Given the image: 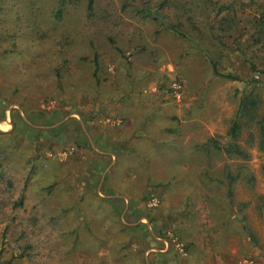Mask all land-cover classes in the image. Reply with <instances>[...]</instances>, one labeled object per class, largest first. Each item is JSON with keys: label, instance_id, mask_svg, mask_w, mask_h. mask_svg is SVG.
Instances as JSON below:
<instances>
[{"label": "rangeland", "instance_id": "rangeland-1", "mask_svg": "<svg viewBox=\"0 0 264 264\" xmlns=\"http://www.w3.org/2000/svg\"><path fill=\"white\" fill-rule=\"evenodd\" d=\"M228 2L233 9L219 13L216 7ZM254 2L0 0V48L18 43L0 66V94H27L35 111L58 108L61 113L71 106L64 95H73L98 130L114 128L120 135L119 128L139 127V137L150 135L158 143L154 176L137 178L135 193L145 192L140 202L145 212L137 208V220L127 226L124 206L120 213L108 203L97 208L67 191L80 188L72 185L81 179L71 171L79 174L94 159L93 148L79 138L75 143L76 135L72 142L34 130L29 135L22 123L10 135L0 134V264H137L143 251L146 258L157 247L151 238L140 245L137 236L129 240L131 232L141 235L129 227L139 223L144 234L156 235L155 221L149 219L153 209H166L165 216L176 212L167 218L173 240L165 239L163 251L172 247L183 254L187 236L205 231L217 240L216 232H228L222 247L237 249V255L245 254L241 258L257 260L264 254V149L258 124L264 114V42L250 33L251 20L262 15ZM230 12L235 21L230 25L224 19L227 29L221 30V19ZM208 23L216 29L214 38L205 36ZM172 24L181 34L170 30ZM199 34L205 46L199 45ZM210 57L222 72L240 79L215 75ZM95 58L100 82L94 77ZM251 81L261 102L253 119L243 121L238 140L250 156L204 150L202 144L211 137L226 141ZM96 96L103 100L95 102ZM5 106L0 130L10 132L12 107ZM74 112L67 117H76L80 125L82 115ZM20 114L26 121L27 114ZM77 157L80 163L73 162ZM121 179L111 177V182L124 191L128 179Z\"/></svg>", "mask_w": 264, "mask_h": 264}, {"label": "crops", "instance_id": "crops-1", "mask_svg": "<svg viewBox=\"0 0 264 264\" xmlns=\"http://www.w3.org/2000/svg\"><path fill=\"white\" fill-rule=\"evenodd\" d=\"M24 96L27 97V94ZM27 100L32 101L31 97H27ZM6 101L9 102L6 103ZM13 101L14 100L11 98V95L6 96L4 94H0V107L2 108L1 112H5V110L7 109V106H5V104H7L9 108L12 107V110L13 108H17L19 112L23 111L26 114L27 111H25V109L20 105V103ZM72 108L73 106L71 105L69 109ZM27 110L31 114L32 111H35L32 107L27 108ZM74 111L75 110H73V112H71L69 116H74V114L76 113ZM83 114L86 116L87 120L85 121L82 117V119L80 120V125L84 134H86L88 140L91 143V148H93L92 152L94 154V159L90 158L91 160L89 159L88 162L90 165H88L86 169L82 166L83 168L81 167V172H79V174L75 172V170L71 171L72 176L78 175L79 179H81L80 182H77L76 184L72 185L74 187L79 186L80 188H69V190L67 191L77 192V196H79L78 198H80V202L87 201L88 203H95L97 204L95 205V207L97 208L102 203H108V206L111 208V210L123 208L124 206L125 209L123 211V215L125 214V212H127L125 215L127 226L131 225V221L137 220H133L135 215L136 218L138 217V214L136 212L137 208H140V212H145L143 210L145 209V206H142L143 204H140L141 200L145 196V192L142 190L140 195L135 193L137 191V178L140 177L141 180H148L149 178H152L154 176L152 173V163L155 158L153 153V147H156L158 143L153 138L148 139L150 135L148 137H139V130L141 129L139 127L124 126L122 129L119 128L118 130L119 132H121V134H117L118 137L116 135V129L114 128H110L108 131H100L97 129L98 127L94 123H91V120L88 119L87 115L85 113ZM25 118L27 123H29L30 125L37 128H45L43 133H49V136H61L60 138H63L66 141L71 139L74 135H78L81 129L80 126L75 123L77 122L75 119L76 117H66L63 120L52 125L34 124L27 118V115H25ZM5 120L6 117L1 120V122H4ZM107 121L111 122L110 119H108ZM64 122H69V124H67L65 128L59 130V133H50L47 131L48 129L59 128ZM14 127L15 125L12 129H14ZM75 127L78 128L76 131L74 130ZM31 130V128L27 129V131H30L29 135L32 134ZM148 130L149 132H152L150 127H148ZM144 134H148V131L144 132ZM56 145L61 146L58 142H56ZM95 145L97 148H95ZM64 146L66 145L64 144ZM50 147H52V144ZM50 147L48 149H50ZM53 154L54 152L51 153V155ZM78 158L79 157H77V159L74 158L73 162L80 163L81 161ZM111 177H121L123 179L127 178L128 180H125L126 189L122 191L123 189L121 187H114L111 182ZM123 179H121V181H123ZM70 184L71 181L65 183V186L69 187ZM112 198H119L123 202L125 200V204H121V202L117 201L106 200ZM155 210L157 212H154ZM165 210L166 209H164L163 211ZM159 212L160 210L153 209L154 215L150 213L149 219H154V225L157 227L158 230L163 231L162 236H158L157 233L156 235H153L151 233L144 234L143 231H145V229L143 225L139 223H135L134 225L137 226V229H134L133 225L132 228L129 227L130 229H134L135 231L139 230V232L141 233V235L132 232L131 234L129 233V240L135 241L134 237L137 236L135 243L140 245L142 244V242H145L147 239L151 238L152 242H155V247H157H151V244H149L150 247L153 249V255H146L145 258L143 251L141 259H138L137 264H240V261L242 259L241 256L243 257L245 254L239 256V254L237 255V249L231 250L230 248V252H228L226 248L222 247V242L228 238V236H225L228 234V232L227 234L224 232H216V237L219 238L217 240L213 235H211L212 232L206 233L204 231L203 233V231H201L200 234H191L189 237L187 236L189 244L187 242L185 244V253L180 254L179 252H176V250H172V247L168 251H163V244L166 245L167 242L165 239L169 240L170 242H172L173 240L168 236V233L170 232L168 227H170L171 224L169 223V225H167L166 221L168 220L167 218L169 216H171V218H173L174 215L176 216V212L171 213L169 211L167 213V216H165L166 213ZM143 215H141V217ZM182 215L183 213H181L179 217H183ZM122 221H124L123 218ZM198 240L200 243L198 242ZM137 250H139V248H137ZM258 256L259 257L257 258V260L256 258H253L254 264H264V254Z\"/></svg>", "mask_w": 264, "mask_h": 264}, {"label": "trees", "instance_id": "trees-1", "mask_svg": "<svg viewBox=\"0 0 264 264\" xmlns=\"http://www.w3.org/2000/svg\"><path fill=\"white\" fill-rule=\"evenodd\" d=\"M208 2H210L211 4L215 5L217 0H207ZM254 3H257L259 5L260 8H262V15L259 18H256L254 20H251L252 23L255 25L253 28V32H251V36L252 38L256 39L257 41L260 42H264V0H254ZM66 2V0H61V4L64 5ZM229 4L225 5V4H221L220 6L216 7L218 8V12L222 13L224 10H229L231 11L233 9V2H228ZM193 7L197 8L195 5H193ZM150 8V7H148ZM63 8H59L56 11V15L59 18H62L63 16ZM157 13V12H156ZM233 12H230L229 14L224 15L221 19V23L217 24V27L220 28L221 30H226L227 28L225 27V25L223 24L224 19L229 22L230 25H232L235 21V16L232 15ZM160 15V14H158ZM209 30L208 32L205 34V36H209L210 35L214 38V35L216 33V29H213V25L209 24ZM170 30L174 33H177V35L181 34V30L179 28L178 25L172 24ZM10 33V32H7ZM13 36V35H12ZM182 36H186V34H182ZM202 34L197 35L196 37L199 39V45L202 47V44L204 42V38ZM203 46H205L203 44ZM264 46V44H263ZM16 47H18V43L16 41H12L10 46H3L2 48H0V66H2L3 62H5V58L7 56V54L10 51H13ZM209 48L206 47L205 51H208ZM210 61L212 63V68L214 71V74L219 76V77H224V78H228V79H233V80H238L240 78H238V76L232 74V73H224L220 70V66H219V62L214 59V57H210ZM100 68L101 65L99 64L97 58H95V68H94V77L96 79V82L99 81L100 82ZM102 82V81H101ZM248 87L245 91H243L242 96L240 98V102L238 105V109L236 112L235 117L233 118L232 124L229 128L228 131V138L226 139V141H221L218 138L215 137H211L209 138L206 142H204L202 144V147L204 150L206 151H211V150H218V151H223L225 153H227L229 155V157L231 158H248L250 155L248 154V151L238 142L239 137H240V132L243 126V121L246 118L249 119H253V117L255 116V112L257 111L259 104L261 102V97L256 89V83L254 82H248ZM17 88V87H15ZM61 90L64 92V87L62 85H60ZM15 91V90H13ZM94 97V96H93ZM95 102H100L103 100V98H101L100 96H96ZM11 98L14 100L13 102H18L20 103V105L25 109L26 114H27V118L34 124H43L42 122L45 123V125L47 124H55L61 120H63L64 118L67 117L68 114H70L71 112H73V110L78 111L79 113H81L82 117L84 118V120L86 121V116L82 113L81 110L78 109V107L74 104V96L73 95H64V98L66 100L67 104H71L73 106L72 109H68V110H63L61 113V110H59L58 108H53L51 110H37V111H32V114L30 112H28L27 108H31L32 105V101H28L27 97H25L23 94H16V93H11ZM12 117H13V122H14V129H12V131L10 132H3L0 130V134L2 133H8L9 135L12 134L14 131H16L17 129H19L18 125L20 123H22V126L26 129L31 128L32 130H34L35 132H43L45 129L42 128H37L34 127L32 125H30L29 123H27L26 121L23 120L19 110L17 108H13L12 110ZM5 118L4 116V112L0 113V120H3ZM43 120V121H42ZM77 121V120H76ZM69 124V122H64L59 128H53V129H48L47 131L50 133H54L57 132L59 133V130L63 129L66 127V125ZM258 124L260 126V131H261V140H260V147L264 149V114L263 116L259 119ZM79 125V123H78ZM81 128V125H79ZM56 133V134H57ZM77 138H79L84 144H86L87 146H89L91 148V143L88 140L86 134H84V132L80 133V134H76V136L74 137L75 143L77 142ZM78 139V141H79ZM70 141V140H68ZM72 142V141H70ZM78 143V142H77ZM264 171V168H263ZM228 190H229V196L232 197L233 195V184H229L228 186ZM107 201H117L119 202V198H112V199H106ZM120 208H117L116 210L119 211L120 213ZM122 211V210H121ZM132 228V227H131ZM134 229H137V226L133 227ZM132 229V230H134ZM156 233L158 236H162L163 232L161 230H158L156 227Z\"/></svg>", "mask_w": 264, "mask_h": 264}, {"label": "built area", "instance_id": "built-area-1", "mask_svg": "<svg viewBox=\"0 0 264 264\" xmlns=\"http://www.w3.org/2000/svg\"><path fill=\"white\" fill-rule=\"evenodd\" d=\"M65 155L67 156V153ZM240 264H254V260L249 257H245L241 259Z\"/></svg>", "mask_w": 264, "mask_h": 264}, {"label": "water", "instance_id": "water-1", "mask_svg": "<svg viewBox=\"0 0 264 264\" xmlns=\"http://www.w3.org/2000/svg\"><path fill=\"white\" fill-rule=\"evenodd\" d=\"M25 118V116H23ZM26 119V118H25Z\"/></svg>", "mask_w": 264, "mask_h": 264}]
</instances>
